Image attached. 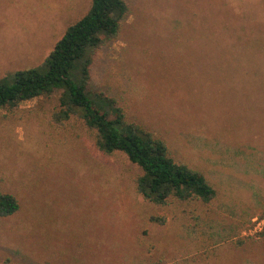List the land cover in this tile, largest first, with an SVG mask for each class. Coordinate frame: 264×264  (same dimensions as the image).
Masks as SVG:
<instances>
[{
  "label": "rangeland",
  "instance_id": "374dc122",
  "mask_svg": "<svg viewBox=\"0 0 264 264\" xmlns=\"http://www.w3.org/2000/svg\"><path fill=\"white\" fill-rule=\"evenodd\" d=\"M125 1L89 90L163 139L216 196L145 200L136 164L97 150L79 117L52 121L58 91L0 107V193L18 202L0 216V263L264 264V0ZM90 4L0 0V79L44 69Z\"/></svg>",
  "mask_w": 264,
  "mask_h": 264
},
{
  "label": "trees",
  "instance_id": "16d2710c",
  "mask_svg": "<svg viewBox=\"0 0 264 264\" xmlns=\"http://www.w3.org/2000/svg\"><path fill=\"white\" fill-rule=\"evenodd\" d=\"M127 15L125 0H91L87 13L55 43L44 69L17 70L0 79V107H14L58 91L52 121L64 124L71 116L79 117L94 132L97 150L110 155L122 153L136 164L142 173L134 178V184L145 200L158 205L170 199L209 203L216 190L201 171L175 161L163 139L129 122L112 99L89 90L94 52L118 36ZM94 94L96 100L92 99ZM17 209L13 195L0 193V216L11 215ZM150 220L162 222L163 218L150 216ZM0 264L20 263L5 259Z\"/></svg>",
  "mask_w": 264,
  "mask_h": 264
}]
</instances>
